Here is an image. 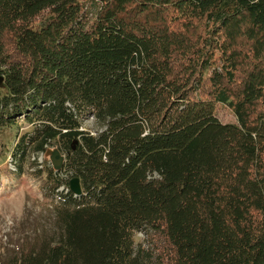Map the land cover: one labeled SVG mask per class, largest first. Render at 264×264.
<instances>
[{
    "label": "trees",
    "instance_id": "1",
    "mask_svg": "<svg viewBox=\"0 0 264 264\" xmlns=\"http://www.w3.org/2000/svg\"><path fill=\"white\" fill-rule=\"evenodd\" d=\"M19 117L17 174L64 161L36 170L50 228L0 264H264V0H0Z\"/></svg>",
    "mask_w": 264,
    "mask_h": 264
},
{
    "label": "rangeland",
    "instance_id": "2",
    "mask_svg": "<svg viewBox=\"0 0 264 264\" xmlns=\"http://www.w3.org/2000/svg\"><path fill=\"white\" fill-rule=\"evenodd\" d=\"M215 114L223 122L236 120L233 111L223 103L216 104ZM82 126L94 130L97 125L89 115L84 117ZM25 129L27 124L19 117L15 123L0 130V258L18 252L40 230L49 229L52 224V204L56 198L43 193V174L36 170L42 166L41 162L47 161L52 166L50 153L54 147L32 153L24 171L17 174L10 150L17 135ZM33 159L36 161L31 164ZM133 239L134 244H147L149 240L143 230L134 231Z\"/></svg>",
    "mask_w": 264,
    "mask_h": 264
},
{
    "label": "water",
    "instance_id": "3",
    "mask_svg": "<svg viewBox=\"0 0 264 264\" xmlns=\"http://www.w3.org/2000/svg\"><path fill=\"white\" fill-rule=\"evenodd\" d=\"M50 159L52 160V167L54 169H59L64 160V154L60 153L57 147H54L50 153ZM69 188L75 193H81V185L79 178L77 176H73L69 180Z\"/></svg>",
    "mask_w": 264,
    "mask_h": 264
}]
</instances>
